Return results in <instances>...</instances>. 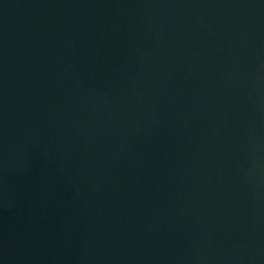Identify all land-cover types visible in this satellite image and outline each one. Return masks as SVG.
I'll use <instances>...</instances> for the list:
<instances>
[{
    "label": "water",
    "instance_id": "obj_1",
    "mask_svg": "<svg viewBox=\"0 0 264 264\" xmlns=\"http://www.w3.org/2000/svg\"><path fill=\"white\" fill-rule=\"evenodd\" d=\"M0 264H264V0H0Z\"/></svg>",
    "mask_w": 264,
    "mask_h": 264
}]
</instances>
